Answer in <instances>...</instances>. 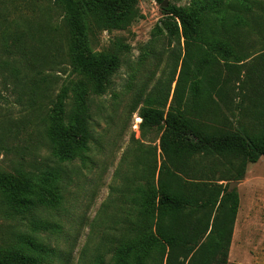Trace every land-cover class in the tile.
I'll return each instance as SVG.
<instances>
[{
    "label": "trees",
    "instance_id": "1",
    "mask_svg": "<svg viewBox=\"0 0 264 264\" xmlns=\"http://www.w3.org/2000/svg\"><path fill=\"white\" fill-rule=\"evenodd\" d=\"M54 4L63 13L61 57L78 80L62 86L53 106L50 91L43 92L49 156L35 162L38 173H25L1 185L9 213L29 216L35 227L44 229L51 223L38 213L50 215V210L59 208L72 183L66 166L88 157L93 139L91 95L104 93L120 61L116 53L93 51V37L105 30L127 29L143 17L137 0H54ZM263 7L261 0H196L188 8L167 6L169 33L180 43L184 39L185 57L169 109L170 89L166 92L162 86L140 110L142 130L165 125L160 137L163 161L159 167L157 161L144 158L146 183L132 198L136 237L117 249L110 264H174L177 250L188 264H228L240 202L229 182L244 179L248 165L264 157V20L259 12ZM54 30L58 33L59 27ZM259 44V53L244 55ZM248 57L252 58L245 62ZM229 59L234 62L230 67L239 70L235 83L233 72L223 77L218 68ZM222 106L238 111L236 129L224 131L207 124L225 121ZM51 256L52 250L36 235L24 233L18 235L17 245L0 246V264H45Z\"/></svg>",
    "mask_w": 264,
    "mask_h": 264
},
{
    "label": "rangeland",
    "instance_id": "2",
    "mask_svg": "<svg viewBox=\"0 0 264 264\" xmlns=\"http://www.w3.org/2000/svg\"><path fill=\"white\" fill-rule=\"evenodd\" d=\"M194 1L168 3L188 8ZM137 7L143 17L130 27L97 32L93 37V51L116 53L120 61L104 93L91 95L93 139L86 151L88 157L76 158L66 166L72 183L59 208L50 210V215L38 213L51 223L44 229L35 227L29 216L9 213L1 185L17 181L25 173H38L39 163L35 162L49 156L43 92L50 91L49 106H53L62 86L78 76L61 57L64 49L58 42L63 38V13L54 0H0L1 247L17 245L18 235L25 233L38 236L52 250L45 264H99L103 260L110 264L117 249L136 237L132 198L136 188L146 183L144 158L157 161L159 167L163 161L160 137L165 129L163 124L142 130L140 110L146 98L162 86L166 92L170 89L169 109L185 57L184 39L180 43L169 33L167 6L156 0H137ZM259 12L264 20V7ZM261 45L244 51V55L253 57ZM232 60H223L218 68L223 77L233 72L235 83L240 75L238 69L230 67ZM191 82L186 85L185 98ZM221 112L225 121L207 124L224 131L236 129L241 118L238 111L223 107ZM234 182H238L233 190L240 202L228 264H264V157L248 165L244 179L229 182L230 191ZM177 252L172 262L188 264L183 252Z\"/></svg>",
    "mask_w": 264,
    "mask_h": 264
},
{
    "label": "water",
    "instance_id": "3",
    "mask_svg": "<svg viewBox=\"0 0 264 264\" xmlns=\"http://www.w3.org/2000/svg\"><path fill=\"white\" fill-rule=\"evenodd\" d=\"M163 6H168V0H164V2L162 3ZM238 185V182H234L231 186L232 190Z\"/></svg>",
    "mask_w": 264,
    "mask_h": 264
},
{
    "label": "crops",
    "instance_id": "4",
    "mask_svg": "<svg viewBox=\"0 0 264 264\" xmlns=\"http://www.w3.org/2000/svg\"><path fill=\"white\" fill-rule=\"evenodd\" d=\"M237 219H238V217H237ZM237 222V221H236Z\"/></svg>",
    "mask_w": 264,
    "mask_h": 264
}]
</instances>
